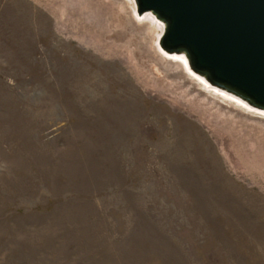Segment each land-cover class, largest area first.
<instances>
[{
  "label": "rangeland",
  "instance_id": "rangeland-1",
  "mask_svg": "<svg viewBox=\"0 0 264 264\" xmlns=\"http://www.w3.org/2000/svg\"><path fill=\"white\" fill-rule=\"evenodd\" d=\"M162 29L0 0V264H264V114L167 76Z\"/></svg>",
  "mask_w": 264,
  "mask_h": 264
},
{
  "label": "water",
  "instance_id": "water-1",
  "mask_svg": "<svg viewBox=\"0 0 264 264\" xmlns=\"http://www.w3.org/2000/svg\"><path fill=\"white\" fill-rule=\"evenodd\" d=\"M133 3L138 18L150 14L162 25L164 54L211 91L264 114V0Z\"/></svg>",
  "mask_w": 264,
  "mask_h": 264
},
{
  "label": "bare ground",
  "instance_id": "bare-ground-1",
  "mask_svg": "<svg viewBox=\"0 0 264 264\" xmlns=\"http://www.w3.org/2000/svg\"><path fill=\"white\" fill-rule=\"evenodd\" d=\"M184 63H183V61L181 60V61H179V62H176V63H174V62H163L162 64H161V68L164 70V72H165V74L167 75V76H170V77H173V79L174 78H177V79H184L185 78V75H183L182 73H181V69H184ZM186 68V67H185ZM187 69V68H186ZM184 81V80H183ZM185 82V81H184ZM192 82H189L188 83V85H186L187 87H188V92L189 93H194V92H196L197 91V89H195V87L193 86V83L191 84ZM185 84H186V82H185ZM199 85L201 86V87H203V88H205V89H207L208 91H209V94H211V95H213L212 93H211V90L207 87V85L205 84V83H199ZM198 92V91H197ZM216 94H218L217 92H215ZM204 94V93H203ZM220 95V94H219ZM222 97H221V99H223V100H228L229 98L227 97V96H225V95H221ZM205 97L207 98V99H209L210 100V97H208L206 94H205ZM227 98V99H226ZM219 109H221V108H219Z\"/></svg>",
  "mask_w": 264,
  "mask_h": 264
}]
</instances>
